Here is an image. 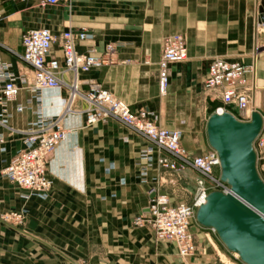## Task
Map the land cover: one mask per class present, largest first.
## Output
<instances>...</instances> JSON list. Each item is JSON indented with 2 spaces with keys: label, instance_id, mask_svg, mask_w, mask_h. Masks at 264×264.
<instances>
[{
  "label": "crops",
  "instance_id": "1",
  "mask_svg": "<svg viewBox=\"0 0 264 264\" xmlns=\"http://www.w3.org/2000/svg\"><path fill=\"white\" fill-rule=\"evenodd\" d=\"M262 3L264 0H69V10L53 11L37 2L0 0L5 13L0 19V56L12 63L16 74L28 72L20 57L22 36L26 30L42 26L55 34L67 28L89 30L94 39L80 43L81 52L94 45L102 53L107 43H116L115 61L82 73V89L88 90L87 81H94L133 110L153 112L161 126L182 131L187 150L201 154L211 149L206 133L211 114L207 116L201 92L215 58L256 66L252 76L256 88L247 110L224 105L220 99L218 103L243 120L254 110L264 116ZM174 34L185 37L188 56L171 64L163 96L158 62L163 39ZM259 47L262 49L256 53ZM53 56L62 59L59 46ZM32 98L30 108L17 109ZM65 98V89H47L38 102L33 91L23 88L9 104L10 125L17 130L30 128L38 120L39 109L47 116H60ZM86 106L79 98L75 112L63 118L67 135L49 162L52 187L47 198H24L21 188L2 175L24 144L22 134L0 127L5 135L0 148H6L0 150V214L26 211L22 224L7 223L0 234V264H184L175 243L158 239L148 225H137L134 220L148 210L154 195L151 188L162 191L160 179L171 170L158 159L169 155L154 149L150 163L143 156L152 146L147 138L114 119L87 124L79 112ZM193 232L196 234L194 228ZM198 241L204 259L206 245Z\"/></svg>",
  "mask_w": 264,
  "mask_h": 264
},
{
  "label": "built area",
  "instance_id": "2",
  "mask_svg": "<svg viewBox=\"0 0 264 264\" xmlns=\"http://www.w3.org/2000/svg\"><path fill=\"white\" fill-rule=\"evenodd\" d=\"M19 1L53 6L63 0ZM92 39L94 34L87 29L67 28L60 34H55L48 26L30 28L23 33V52L20 54L28 67V72L16 74L12 63L4 61L0 56V127L11 134H22L24 144L2 169V175L21 188L24 198L29 199L32 196L47 198L52 187V181L48 176L49 162L67 135L63 118L75 112L74 105L81 98L87 106L79 112L84 115L87 124L118 120L152 143L149 149L143 151V156L150 163L153 159L149 154L156 149L169 155L158 159L162 166L172 170L192 167L199 173L193 202H176L168 194L160 193L153 187L150 192L155 196L151 199L148 210L136 216L134 220L137 225H148L158 239L175 243L184 264H215L212 260H204L201 257L202 243L198 241L192 226L197 208L205 202L211 191H231L230 185L220 178V159L217 151L211 148L201 154L190 152L182 143V131L161 126L153 112L144 109L133 110L129 104L97 82L87 81L89 88L83 90L81 74L112 64L119 50L118 44L110 42L106 44L102 53H99L94 45L87 46L83 52L79 51L80 43ZM55 46H59L62 59L53 56ZM187 56V41L182 34L164 38L157 74L161 95L167 94L171 64L183 62ZM255 68L254 63L245 64L222 57L215 58L209 67L204 83L205 90L213 93V100L217 98L224 105L247 110L256 88L252 81ZM23 88L33 91L38 102L42 101L44 90L65 89V107L62 114L55 117L47 116L39 109L36 110L38 120L30 128L14 129L10 125L12 114L9 104L18 97ZM33 100L29 99L26 105H20L17 109L21 111L30 108ZM217 111L228 110L220 107ZM4 142L5 135L0 133V144ZM254 146L259 169L261 163L264 165V129ZM0 150L5 152L6 148L1 146ZM25 216L26 211L23 210L6 212L2 217L6 221L22 223Z\"/></svg>",
  "mask_w": 264,
  "mask_h": 264
},
{
  "label": "water",
  "instance_id": "3",
  "mask_svg": "<svg viewBox=\"0 0 264 264\" xmlns=\"http://www.w3.org/2000/svg\"><path fill=\"white\" fill-rule=\"evenodd\" d=\"M260 12L264 22V3ZM263 129L264 116L258 110L247 120L215 111L206 124L208 143L219 155L220 178L231 191H211L197 208L196 221L213 229L244 264H264V178L254 146Z\"/></svg>",
  "mask_w": 264,
  "mask_h": 264
},
{
  "label": "rangeland",
  "instance_id": "4",
  "mask_svg": "<svg viewBox=\"0 0 264 264\" xmlns=\"http://www.w3.org/2000/svg\"><path fill=\"white\" fill-rule=\"evenodd\" d=\"M263 4V3H262ZM262 6V5H261ZM52 10L60 11L67 9L69 10V0H65L61 4L51 6ZM0 19L4 17L5 13L2 9H0ZM262 27H259V31L264 32V25L263 22L261 23ZM258 25L256 26L257 29ZM164 40V39H163ZM163 43V42H162ZM262 47L256 49V53H258ZM213 93L205 90L203 86L201 92V98L205 105H207V116L212 114L213 112L217 111V108L225 106L223 104H219V99H212ZM65 100V99H64ZM65 107V104H64ZM208 118V117H207ZM166 168V167H165ZM167 170H171V172L167 171V174H163L161 177V190L160 192L168 193L171 195L176 201L191 203L194 200L196 194V178L199 176V173L194 170L192 167H186L185 169H179L173 171L172 169L168 168ZM173 171V172H172ZM259 171L261 172L262 177L264 178V165L261 163L259 166ZM12 212V211H9ZM17 212V211H14ZM22 212V210L20 211ZM6 213V212H5ZM4 214V213H3ZM0 214V234L5 232V228L7 227V223L13 225H20L22 223H17L16 221H6ZM25 219V218H24ZM194 231H196L197 238L203 241V244L206 245L205 253L207 257L205 259L212 260L215 264H244L241 262L239 255L233 252H230L226 249V247L222 244L219 240L217 233L210 228L202 227L198 224L196 219L194 220L193 226ZM201 252V251H200ZM204 252V251H202ZM201 256L203 253L200 254ZM213 256V257H210Z\"/></svg>",
  "mask_w": 264,
  "mask_h": 264
},
{
  "label": "bare ground",
  "instance_id": "5",
  "mask_svg": "<svg viewBox=\"0 0 264 264\" xmlns=\"http://www.w3.org/2000/svg\"><path fill=\"white\" fill-rule=\"evenodd\" d=\"M237 256H238V254L237 253H235Z\"/></svg>",
  "mask_w": 264,
  "mask_h": 264
}]
</instances>
